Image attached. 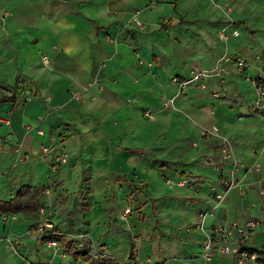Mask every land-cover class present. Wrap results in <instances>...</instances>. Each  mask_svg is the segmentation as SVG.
Segmentation results:
<instances>
[{
    "label": "crops",
    "instance_id": "crops-1",
    "mask_svg": "<svg viewBox=\"0 0 264 264\" xmlns=\"http://www.w3.org/2000/svg\"><path fill=\"white\" fill-rule=\"evenodd\" d=\"M227 1L238 33L225 51L247 65L221 60L222 70L175 95L172 78L210 68L223 51L216 37L223 18L209 0H0V203L27 187L17 196L46 201L55 231L90 255L95 249L128 263L247 264L229 254L200 258L193 225L199 211H207L205 227L264 215V106L252 109L249 84L256 67L264 70V0ZM198 125L216 126L250 166L239 168L241 186L216 204L209 187L221 183L209 160L220 161L217 143L201 138ZM39 145L49 147L44 157ZM58 150L67 160L53 169ZM186 174L195 181L165 182ZM40 216L36 208L0 204V236L21 234L13 247L0 241V264H87L51 254L47 241L24 234ZM245 245L264 250V225Z\"/></svg>",
    "mask_w": 264,
    "mask_h": 264
},
{
    "label": "built area",
    "instance_id": "built-area-1",
    "mask_svg": "<svg viewBox=\"0 0 264 264\" xmlns=\"http://www.w3.org/2000/svg\"><path fill=\"white\" fill-rule=\"evenodd\" d=\"M212 5L220 12L223 18V24L217 29L216 37L223 44V51L221 55L215 60L214 64L210 68H200L192 71L188 78L176 79L172 78L177 83V88L175 95L180 91V89L187 83L196 81L202 76L218 73L222 68L220 67L221 60L232 59L235 68H243L247 65V61L239 55L228 57L226 54V44L229 36H236L238 30L234 24L235 20L232 14V5L227 0H209ZM130 20L136 26H140L139 20L135 16H131ZM43 63L46 60V56H41ZM264 70L261 67H256V72L249 78V84L252 87L254 98L251 105L256 111H259L264 106V80H263ZM222 91L214 92V95L222 94ZM73 97H77V93H72ZM28 99L27 92L24 96ZM173 96L165 99L163 105L169 104ZM150 109L145 110V114L150 116ZM4 123H8V118L1 119ZM29 128L28 126L26 127ZM37 132L41 130L37 129ZM198 131L203 139H213L217 143V151L219 156V162H214L209 160L212 166L217 170V174L220 179L221 187L216 189L213 185H210V193L213 198L214 203H218L223 197L229 187L239 185L238 178L236 177V172L239 168L244 171L250 169V166H244L238 158H236L233 151V144L231 140L224 135L220 130L214 126H204L198 125ZM18 145L16 146V150ZM49 147L46 145H39V155L44 157L48 153ZM67 152L63 150H58L53 155L50 156V166L51 168L57 167L59 164H63L67 160ZM222 166H221V164ZM223 163L226 164V170L224 172ZM224 172V173H223ZM195 181V177L190 174L182 175L175 179L165 177V182L174 185H188ZM259 193H264V184L262 183L259 188ZM38 211L47 212L41 205L38 207ZM129 211L128 207L122 209V213L125 214ZM207 211H199L197 214V221L193 224L194 227L198 228L201 233V243L199 257L202 259H209L213 254H229L234 257L237 262H245L247 264H259L255 259V254L247 251V246L245 245L248 239L251 237L252 233L261 225H264V215H248L242 220H229V221H218L205 227L203 225V218ZM36 235L34 236L41 238L43 235L57 233L52 229V223L49 218L43 216L37 222L35 228ZM33 235V234H32ZM19 234H12L0 237L5 243H8L13 247V242L17 240ZM47 243L52 248V253L58 252L63 254L61 247L58 242L54 239L47 240ZM93 256L105 255L103 252L96 251L93 249L91 251ZM109 256V255H108ZM121 264H145L141 262L128 263L122 260H118ZM47 264V263H45Z\"/></svg>",
    "mask_w": 264,
    "mask_h": 264
},
{
    "label": "trees",
    "instance_id": "trees-1",
    "mask_svg": "<svg viewBox=\"0 0 264 264\" xmlns=\"http://www.w3.org/2000/svg\"><path fill=\"white\" fill-rule=\"evenodd\" d=\"M28 188L23 186L21 187L16 196L8 201H2L0 203L5 209H9L14 211L19 208H36L38 209L39 204L36 201L34 194L24 195L21 199L17 196L18 194H23ZM41 239L47 241L49 239H54L59 241L61 246V251L63 253L69 254L71 257L76 258L79 257L81 260L86 261L87 264H121L116 258L112 256H92L84 249H76L72 246V242L70 240H66L63 237V234L60 233H52L41 236ZM248 252H252L255 254V259L259 264H264V250L255 249L247 247ZM131 254H129L130 256Z\"/></svg>",
    "mask_w": 264,
    "mask_h": 264
},
{
    "label": "rangeland",
    "instance_id": "rangeland-1",
    "mask_svg": "<svg viewBox=\"0 0 264 264\" xmlns=\"http://www.w3.org/2000/svg\"><path fill=\"white\" fill-rule=\"evenodd\" d=\"M212 4V3H211ZM251 107H252V109L255 111V112H258V111H256L255 109H254V107L251 105ZM46 203V201H42V204H40L41 206H43V204H45ZM38 213V212H37ZM2 217V219H5V217L3 216V215H1ZM43 216H46V217H48L49 218V214H48V212H43L42 214H41V216H40V218L41 217H43ZM37 218H38V215H37ZM40 220V219H39ZM38 220V221H39ZM36 226H37V222H33L32 224H30V226L27 228L28 230H26V231H24V234H27V235H32L34 238H36L37 240L39 239V240H41V238H40V236L39 237H36V236H34V234L36 235V231H35V228H36ZM30 229H33V231H35V233H31V232H29L30 231ZM52 229L53 230H55V229H58V227H54V225H53V223H52ZM12 234H19V233H16V232H14V233H11V234H5V235H1L0 237H3V236H6V235H12ZM23 234V233H22ZM21 234H19V236H20ZM71 235H73V234H71ZM0 241H2V242H4L5 243V241H3L2 239H0ZM5 244H8V243H5ZM9 245V244H8Z\"/></svg>",
    "mask_w": 264,
    "mask_h": 264
}]
</instances>
